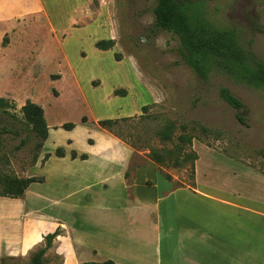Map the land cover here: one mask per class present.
<instances>
[{
  "label": "rangeland",
  "instance_id": "rangeland-1",
  "mask_svg": "<svg viewBox=\"0 0 264 264\" xmlns=\"http://www.w3.org/2000/svg\"><path fill=\"white\" fill-rule=\"evenodd\" d=\"M43 1L46 15L21 20L12 47L5 52L0 47V98L6 101L0 104V192L5 176L45 178L28 188L23 212L25 202L0 195V264H30L46 245V232L55 226L61 234L46 251L43 264H76L75 237L81 241L79 253L87 259L93 254L82 241L108 255L102 237L108 236L110 224L130 226L137 221L151 236V212L157 205L172 206V222L185 216L245 224L243 232L250 239L243 248L249 251V264H264V89L236 83L220 72L208 80L200 78L184 61L179 37L157 27L156 0ZM187 1L211 24L235 30L241 44L264 61V0ZM109 39L115 40L113 48L96 46ZM8 41L4 36L1 44ZM221 87L229 88L244 107L236 110L226 103ZM116 89L124 94L116 95ZM27 100L45 111L50 136L42 148H37L38 138L21 111ZM124 117L131 119L112 131L98 124ZM69 122L78 129H64ZM166 128L171 139L165 141L159 131ZM183 133L196 136L187 148L198 155L194 169L191 162L151 163V150H173ZM70 138L81 152H91L87 145L105 138L129 146L131 157L123 146L114 158L130 157V189L124 176L99 157L91 156L82 166L57 157L58 147L71 151ZM136 206L140 210H131ZM164 220L163 214L159 222ZM219 228L221 236L229 238L241 231ZM153 248L147 244V253L154 254Z\"/></svg>",
  "mask_w": 264,
  "mask_h": 264
},
{
  "label": "crops",
  "instance_id": "crops-1",
  "mask_svg": "<svg viewBox=\"0 0 264 264\" xmlns=\"http://www.w3.org/2000/svg\"><path fill=\"white\" fill-rule=\"evenodd\" d=\"M44 3L43 0H0V22L4 24L0 26V28H2L0 30V47L3 48V52L10 49L13 43H15L21 20H25L28 16L46 15L47 10ZM4 36H8L9 41L7 45L1 44ZM87 123V121L81 122L83 127H86ZM78 127L77 124L76 127L72 129L73 132L78 129ZM86 137H89V134L86 135ZM74 141L75 140L72 138L68 140V144L72 146V149L71 151L65 150V156L60 157L61 160L70 161L76 166H82L90 163L91 156L99 157L98 159L100 162L109 164L111 167L113 166V171L120 172L124 176V184L129 188V185L126 183V172L129 168L131 161L130 157L133 153L129 146L120 141L105 138L95 144L87 145L91 152H81L73 148ZM123 146L128 148V156H130L129 158L127 157L125 161L114 158V156L118 155L123 149ZM72 151L77 152L78 156L76 158H72ZM83 153L87 154L86 159L80 158V155ZM148 161L140 166H143ZM47 163L48 159L45 161V165ZM151 163L155 162L152 161ZM138 167H136L134 172L133 188L139 171ZM105 180L107 179L105 178ZM27 193L26 191L25 195L21 198H10L12 201L25 202V206L21 212L26 210L27 207ZM135 197L139 201V196L136 195ZM146 207L147 205H144V208ZM171 207L172 206L169 205H164L162 207L157 205L156 209L151 212V217L154 221L150 223L152 229L151 236L147 231V226H141L143 224H139L137 221L132 220L129 224L130 226L121 223L110 224L111 228L108 236L102 237V241L105 243V246H102V248L110 252L108 255H105L101 247L82 241V247L86 249L89 248V251L92 252L93 257L91 259H87L83 253H79L81 241L79 238L73 236L68 226L70 236L75 237L76 240V247H73L76 264L94 260H97L96 262H102L108 259L113 260L115 264H249L246 257L249 251L243 248V244L248 243L250 239L247 233L243 232L244 227L246 228L245 224L232 221H227V224H225L226 222H221L222 224L216 222H203L199 219H195L196 217H193V220L189 218V220H186L187 218L185 216H183L179 222H172L170 221L171 215H169L172 212ZM177 209L179 211L180 206L177 207ZM131 210L138 211L140 208L136 206L131 208ZM163 214L166 220L161 223L159 219L163 221ZM45 221H50L51 223L52 220ZM111 225H113V227ZM221 225L225 226V230L227 229V231L233 228L241 229V231H239V236L234 238L221 236L222 231L219 230V226ZM57 228L58 226H55L46 233L54 232ZM228 235L229 233L227 232V236ZM24 243L25 240H22V246ZM147 244L153 245V249L155 250L154 254L147 253ZM2 250L3 238L0 233V254ZM100 255H103L101 259H96L94 257Z\"/></svg>",
  "mask_w": 264,
  "mask_h": 264
},
{
  "label": "trees",
  "instance_id": "trees-1",
  "mask_svg": "<svg viewBox=\"0 0 264 264\" xmlns=\"http://www.w3.org/2000/svg\"><path fill=\"white\" fill-rule=\"evenodd\" d=\"M154 12L157 27L175 33L179 37L183 47L184 61L200 78L208 80L212 73L220 72L236 83L264 89V61H261L253 51L241 44L235 30L219 28L211 24L195 13L187 0H156ZM96 46L101 50H109L115 46V40H100ZM121 93L124 94L121 90H115L116 95ZM219 93L221 98L236 110H241L244 107L241 99L235 96L229 88L221 87ZM0 104L6 105L4 98H0ZM147 108L148 106H144L142 109L146 111ZM21 111L26 124L38 138L37 148H42L49 137V126L45 119L44 108L31 100H27L21 107ZM238 118L243 120L240 115H238ZM130 119L127 117L103 119L99 120L98 124L103 129L112 131L120 122ZM86 121L87 118L83 117L82 122ZM76 125L73 122L64 123L63 128L72 130ZM182 129L186 130L187 126L182 125ZM202 129L206 131V128ZM159 136L165 141L170 140V128L159 131ZM195 137L183 133L179 136V142L173 150L166 152L151 150L149 158L159 166H165L171 161L174 166H182L187 162H191L193 168L198 155L194 150H188L187 148L192 146ZM131 146L136 148L135 144H131ZM55 155L64 157L65 149L58 147L55 150ZM71 156L76 158L78 156L77 152L72 151ZM50 157L51 154L48 153L45 155L44 160ZM80 158L86 159L87 154H81ZM164 176L166 179L171 180L169 174H164ZM44 180V177L40 176H5L2 179L3 188L0 195L9 198H21L32 183L44 182ZM194 186L195 183L191 185V187ZM60 234L59 227L54 232L48 233L45 236L46 245L32 256L30 264H43L46 251L52 247L54 239ZM82 264H115V262L108 259L102 262L91 261Z\"/></svg>",
  "mask_w": 264,
  "mask_h": 264
}]
</instances>
